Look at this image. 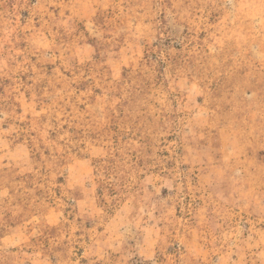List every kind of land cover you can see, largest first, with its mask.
Instances as JSON below:
<instances>
[{
	"label": "rangeland",
	"instance_id": "rangeland-1",
	"mask_svg": "<svg viewBox=\"0 0 264 264\" xmlns=\"http://www.w3.org/2000/svg\"><path fill=\"white\" fill-rule=\"evenodd\" d=\"M0 264H264V0H0Z\"/></svg>",
	"mask_w": 264,
	"mask_h": 264
}]
</instances>
